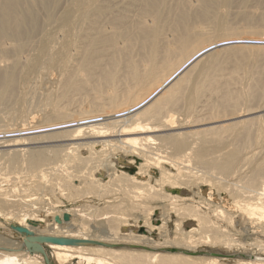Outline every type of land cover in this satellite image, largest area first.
<instances>
[{
	"label": "bare ground",
	"instance_id": "obj_1",
	"mask_svg": "<svg viewBox=\"0 0 264 264\" xmlns=\"http://www.w3.org/2000/svg\"><path fill=\"white\" fill-rule=\"evenodd\" d=\"M21 167L94 219L0 192V264H44L33 236L90 242L44 244L58 264H264V0H0V176ZM230 179L236 213L199 189Z\"/></svg>",
	"mask_w": 264,
	"mask_h": 264
},
{
	"label": "rangeland",
	"instance_id": "obj_2",
	"mask_svg": "<svg viewBox=\"0 0 264 264\" xmlns=\"http://www.w3.org/2000/svg\"><path fill=\"white\" fill-rule=\"evenodd\" d=\"M253 38V39H252ZM256 38V39H255ZM258 37H250L249 36V40H253V41H261V40H259V38L257 39ZM261 39H263V38H261ZM236 42H238V41H236ZM240 44H242V45H245V46H247V44L248 45H251V44H249V43H244L243 41H239V43H236V45L237 46H242V45H240ZM241 71V72H240ZM239 71V76H240V79H242L243 78V76H244V74H243V72H242V70H240ZM260 114V113H259ZM256 115V114H255ZM257 115H258V113H257ZM162 156H166V155H164V154H162ZM164 157H162V158H164ZM167 157V156H166ZM172 158V157H171ZM165 161L164 162H166V163H164L163 165L168 169V171H171V172H175V168H173L172 167V164H171V162L168 160V159H164ZM168 162H167V161ZM161 161H163V159L161 160ZM170 165H171V167H170ZM248 169V167L246 166L245 167V169ZM3 170V169H2ZM1 170V168H0V172L1 173H3V171ZM21 170H23V171H21ZM27 169L25 168V167H21V169H20V171H19V173H16V172H9V171H7V170H4L5 172L4 173H8V174H5V175H7V177L5 176V178L3 177V175L2 176H0V192H3V193H6L7 195H10V196H12V198H16V199H26V201L27 200H32V199H35V198H38V197H42L43 196V199H44V201L42 202V204L39 206V205H35V207L36 208H40L41 206V208L43 209L42 211L43 212H50L51 214L52 213H58V211L60 210V212H66V211H71L72 213H76L77 212V214H83L84 216H86V217H88V220H93L94 219V217H92V215L94 214V213H92V210H93V208L91 207V205L92 204H94V203H87V202H84V201H80V200H76V199H74V200H71L70 198L68 199V197L66 198L65 196L64 197H62V196H59V197H53V196H50V195H48V194H43V193H37V192H33V190H31L30 189V185L32 184H34V182H33V179L32 178H29V176L31 177V175H29L28 176V172L26 171ZM7 171V172H6ZM26 171V172H25ZM154 177L155 178H159L160 177V172H159V169H154ZM27 173V174H26ZM9 174H11V175H9ZM12 174H13V176H12ZM158 174V175H157ZM9 175V176H8ZM14 175H17V176H14ZM22 176L23 177V179H19L20 177L19 176ZM25 177H24V176ZM28 176V177H27ZM3 177V178H2ZM15 177V178H14ZM18 177V178H17ZM21 177V178H22ZM27 177V178H26ZM217 177H219V176H216V178ZM17 178V179H16ZM29 178V179H28ZM8 179V180H7ZM19 179V180H18ZM30 179H32V181L30 180ZM208 182H209V180H207ZM206 181V182H207ZM211 181L212 180H210V184L207 182L206 184H203V183H205V181H203V183L201 184V187L199 186V189H200V194H201V197L204 199V200H206V201H208V202H210L212 205H216V206H218V207H220L221 209H228L230 212H232V213H236V210L235 209H237L236 208V202L239 200V199H236L237 197H234V195H233V193H232V188H233V184H236L235 183V181L233 180V179H230V180H227V183H230L229 184V189L227 188V186H228V184H226L227 186L224 188V190H226V189H228V192H227V190L226 191H224L223 192V189H220V191H219V188L218 187H216V185H212V184H215V183H211ZM216 181V180H215ZM215 181H212V182H215ZM208 184V185H207ZM212 185V186H211ZM218 188V189H217ZM230 189H232V190H230ZM217 190V191H216ZM231 192H230V191ZM226 192V193H225ZM232 193V194H231ZM42 194V195H41ZM229 194V195H228ZM231 197V198H230ZM64 198V199H63ZM235 198L236 200H233V199ZM232 200H233V202H232ZM240 201V200H239ZM59 204H58V203ZM207 202V203H208ZM46 203V204H45ZM61 204V205H60ZM235 204V205H234ZM54 205V206H53ZM238 206V205H237ZM100 207H103V206H100ZM233 207H235V208H233ZM78 208V209H77ZM206 208H208V206H206V204H201V209L204 211V212H207V211H209L208 209H206ZM230 208V209H229ZM46 209V210H45ZM77 209V210H76ZM90 209H91V211H90ZM234 209V210H233ZM45 210V211H44ZM78 210H79V213H78ZM232 210V211H231ZM10 212H13L12 211V209L10 210ZM46 212H45V214H46ZM105 212H107L106 210L104 211V210H102V211H99V214H102V213H105ZM9 212L8 211H6V209L5 208H2V210H1V213H0V224H1V227H2V229H1V232L3 233V234H5V235H8V236H11L12 237V239L14 238L15 239V237H13V233H15L14 232V230H15V228L16 227H18L17 226V224L16 223H14L13 221H6V219L4 218V215H7ZM45 214H42V215H45ZM98 214V215H99ZM85 217V218H86ZM90 218V219H89ZM4 227H3V226ZM30 225V224H29ZM8 227V228H7ZM195 227V226H194ZM13 228V229H12ZM6 229V230H5ZM186 229L188 230H190L191 229V227H190V225L189 226H187L186 227ZM7 232V233H6ZM234 238H236V236H234ZM238 238V237H237ZM13 239V240H14ZM251 242V241H250ZM252 243V242H251ZM43 247H44V249H45V252H46V254H47V256H48V258H49V260H50V262L52 263V264H58L56 261H55V259H53V257H51V255H52V252L48 249V247L46 246V245H43ZM242 250H240V252H241ZM250 254L251 255H253V253H251V251H250ZM30 256L31 257H34V256H36V257H40V256H42V255H40V256H38L37 254H35V255H31L30 254ZM250 256V255H249ZM42 258V262L45 264V261H44V257L42 256L41 257ZM234 258V260H243V262H245V261H247L249 258L248 257H246V256H244V254H240V255H237V256H234L233 257ZM248 258V259H247ZM80 262H82L81 264H86V262L85 261H81V260H79V259H75V260H73V261H71L70 263L71 264H79Z\"/></svg>",
	"mask_w": 264,
	"mask_h": 264
},
{
	"label": "water",
	"instance_id": "obj_3",
	"mask_svg": "<svg viewBox=\"0 0 264 264\" xmlns=\"http://www.w3.org/2000/svg\"><path fill=\"white\" fill-rule=\"evenodd\" d=\"M175 193V192H172ZM66 219H68L66 217ZM57 222H59V219H56ZM32 225H35L32 224ZM18 232H23L22 229L17 228L16 229ZM24 233V232H23ZM44 244H57V245H85V244H90V242L87 241H77L73 239H58V238H53V237H43V236H33V237H26L24 239V247L26 250L31 254H41L44 257L45 263L46 264H51L43 245ZM96 244V243H92Z\"/></svg>",
	"mask_w": 264,
	"mask_h": 264
}]
</instances>
